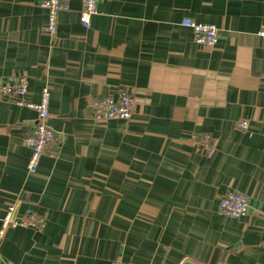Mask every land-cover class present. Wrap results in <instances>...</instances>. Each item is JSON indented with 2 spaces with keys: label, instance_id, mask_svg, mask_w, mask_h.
<instances>
[{
  "label": "crops",
  "instance_id": "1",
  "mask_svg": "<svg viewBox=\"0 0 264 264\" xmlns=\"http://www.w3.org/2000/svg\"><path fill=\"white\" fill-rule=\"evenodd\" d=\"M41 1L0 0V81L25 76L33 103L49 89L59 151L29 174L36 114L0 99V226L9 206L44 219L5 230L0 264H264V0H107L87 28L70 0L54 37ZM120 87L131 118L94 121L91 99ZM229 189L245 216L219 213Z\"/></svg>",
  "mask_w": 264,
  "mask_h": 264
},
{
  "label": "built area",
  "instance_id": "2",
  "mask_svg": "<svg viewBox=\"0 0 264 264\" xmlns=\"http://www.w3.org/2000/svg\"><path fill=\"white\" fill-rule=\"evenodd\" d=\"M70 0H42L40 5L46 10V32L54 37L57 33L58 14L69 8ZM107 0H81L80 22L87 28L90 18L98 14V5ZM184 27L190 28L193 32V39L197 44L213 46L218 40V29L213 24L198 23L185 18L181 21ZM264 37V27L258 32ZM28 92L27 79L20 75L17 79L0 81V99H7L17 106H25L32 109L36 114V121L30 130L23 137V144L30 151L26 164L29 174L36 172L40 158L47 154L50 157L58 155V138L48 124L50 91L44 86L41 88L40 97L37 102L26 100ZM135 106L132 91L127 87H120L114 94L94 96L90 102L91 117L94 121L105 122L108 120L127 121L131 118ZM243 129L248 128L247 121H241ZM190 143L198 146L207 156L214 153L217 145V138L210 133H193L189 139ZM219 213L240 218L245 216L249 210V197L236 190H227L219 200ZM44 219L32 211H27L20 216L16 215L15 206H9L5 211L0 226V237L10 227H32L39 228L43 225ZM105 264H127L119 260H109Z\"/></svg>",
  "mask_w": 264,
  "mask_h": 264
},
{
  "label": "water",
  "instance_id": "3",
  "mask_svg": "<svg viewBox=\"0 0 264 264\" xmlns=\"http://www.w3.org/2000/svg\"><path fill=\"white\" fill-rule=\"evenodd\" d=\"M183 264H188V263H183Z\"/></svg>",
  "mask_w": 264,
  "mask_h": 264
}]
</instances>
